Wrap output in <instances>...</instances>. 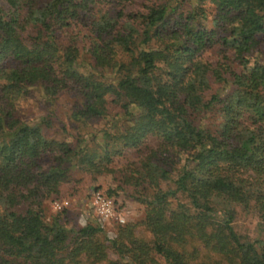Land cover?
<instances>
[{"label":"trees","instance_id":"trees-1","mask_svg":"<svg viewBox=\"0 0 264 264\" xmlns=\"http://www.w3.org/2000/svg\"><path fill=\"white\" fill-rule=\"evenodd\" d=\"M5 1L7 11L0 1V264H211L194 260L198 249L187 248L192 239L226 264H264V63L253 58L264 34V0L234 6L209 0L215 4L210 27L195 22L202 5L178 10L183 0H173L175 5L153 0L134 12L103 11L89 18L92 59L79 63L74 41L62 44L56 33L88 15L95 0ZM173 14L176 20L166 28ZM156 40L160 43L153 44ZM214 45L220 56L202 58ZM118 52L128 53L127 61L118 60ZM114 69L117 76L108 78L105 70ZM212 81L222 89L207 97ZM37 84L49 97L75 92L71 117H102L109 125L100 135L56 138L45 115L16 117L13 108L23 87ZM110 104L119 111L111 114ZM213 106L220 111L219 126H199L193 115ZM150 135L159 138V148L184 154L175 177L153 159L157 151L132 169L151 189L137 197L145 205L141 223L151 239L136 234L132 222H116L114 236H107L105 219L94 209L92 219L74 228L58 215L44 216L45 197L60 194L73 173H110L122 150L139 148ZM165 180L173 187L162 188ZM96 190L119 211L113 190ZM178 194L187 202L172 208L169 199ZM251 202L262 218L260 236L252 239L232 224L235 206ZM109 249L117 258L109 257Z\"/></svg>","mask_w":264,"mask_h":264},{"label":"rangeland","instance_id":"rangeland-1","mask_svg":"<svg viewBox=\"0 0 264 264\" xmlns=\"http://www.w3.org/2000/svg\"><path fill=\"white\" fill-rule=\"evenodd\" d=\"M4 11H7L9 6L5 0H0ZM153 0H95L92 2L90 13L82 14L80 18H74L69 27H62L56 34L58 40L62 44H68L74 41V45L79 48V61L89 62L92 57L88 52V46L90 40L89 30V18L94 15L98 16L103 11H109L115 14L118 10L123 9L125 12L140 11L144 9V5L150 3ZM160 1V0H154ZM164 1V0H163ZM234 6L239 0H229ZM193 3L194 5H202L203 10L197 9L196 23L199 25L211 26V18L215 11V4L209 0H183L181 8L186 9ZM172 4L175 2L172 0ZM177 10V11H178ZM177 14L170 16L166 28L173 26L176 20ZM34 30H29L28 34H33ZM28 35V37H29ZM31 36V35H30ZM262 42L259 45L257 51L254 52L253 58H257L260 62L264 63V34H262ZM158 40L153 44H159ZM229 54V53H228ZM202 58L217 59L220 56L219 47L214 45L201 52ZM118 60L127 61L128 53L118 52ZM104 71V70H102ZM104 73V72H103ZM107 77H116L117 71L114 69L111 72L105 70ZM211 88L207 90V97L210 93L220 91L222 89L221 83L212 81ZM40 84L33 86H24V93L16 101L13 113L18 118H32L39 115H45L49 120V126L47 130L49 134L56 138H70V135L81 134L91 136L93 132L101 134V128L108 126L109 123L102 117H88L84 121L73 118L70 116L71 109L76 100V94L70 92H61L55 97H49L45 93V89L41 88ZM233 87L229 88L227 92L233 91ZM109 111L111 114L118 112V108L114 104L109 105ZM195 122L204 128L214 130L219 126L221 121V115L219 108L213 106L205 111H201L193 115ZM92 132L91 134H88ZM95 132V133H96ZM159 138L154 135H150L146 138L145 143L139 148L131 147L122 150L121 155H117L113 163L111 164L112 171L110 173L92 174L75 172L69 181L62 183L61 193L57 196L45 197L43 200L44 216L50 219L51 216L58 215L61 221L68 227H76L84 223L86 219H92L93 206L91 205V196L96 189H102L108 191L113 190L112 195L115 196L119 211H116L124 220L120 222L114 218L104 221V230L107 236H114L119 224L134 223V232L140 236H144L147 239L153 237L150 230L141 223V219L144 215L145 205L137 199L139 195H148L150 187L146 182L139 177V173H132V169L140 165L143 157L151 155L153 151H157L153 154V159L160 160L161 164L169 170L172 177H175L181 170L184 164V154H175L174 151H165L159 148ZM116 145V143H115ZM160 149V150H159ZM165 151V152H164ZM243 173L249 175L251 171L244 169ZM134 177H137L134 178ZM140 180H139V179ZM74 181H77V186L74 187ZM162 188L173 187V184L165 180L161 182ZM58 198V199H55ZM187 196L184 194H178V197H171L170 206L177 208L178 203H186ZM67 200L68 205L64 211H60L54 207L55 200ZM89 215L88 217L86 215ZM233 226L238 234L244 238H255L260 236V230L262 227V218L258 216V212L254 203L251 202L249 206H235V213L233 217ZM196 248L197 252L194 253V260L206 259L211 264H226L221 255L216 254L214 251L206 248L202 242L197 239L188 241L187 248ZM109 257L111 259L117 258L115 252L112 249L108 250ZM157 258L163 262L162 257L156 254Z\"/></svg>","mask_w":264,"mask_h":264},{"label":"built area","instance_id":"built-area-1","mask_svg":"<svg viewBox=\"0 0 264 264\" xmlns=\"http://www.w3.org/2000/svg\"><path fill=\"white\" fill-rule=\"evenodd\" d=\"M68 201L67 200H55L54 207L57 209H63L67 207ZM91 205L93 206L94 211L103 217L106 221L111 218H114L120 222H123V218L117 214L114 208L113 200L107 197L104 193L100 190H96L93 192L91 196Z\"/></svg>","mask_w":264,"mask_h":264}]
</instances>
